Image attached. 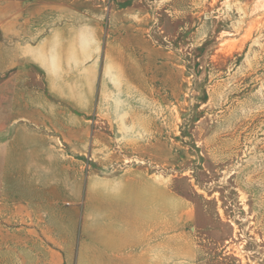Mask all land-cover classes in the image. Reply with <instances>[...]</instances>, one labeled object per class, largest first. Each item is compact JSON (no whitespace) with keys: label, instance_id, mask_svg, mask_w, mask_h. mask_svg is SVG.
Segmentation results:
<instances>
[{"label":"rangeland","instance_id":"rangeland-1","mask_svg":"<svg viewBox=\"0 0 264 264\" xmlns=\"http://www.w3.org/2000/svg\"><path fill=\"white\" fill-rule=\"evenodd\" d=\"M22 1L0 0V239L20 191L142 171L168 187L153 264H264V0ZM23 129L48 166L20 167Z\"/></svg>","mask_w":264,"mask_h":264},{"label":"crops","instance_id":"crops-1","mask_svg":"<svg viewBox=\"0 0 264 264\" xmlns=\"http://www.w3.org/2000/svg\"><path fill=\"white\" fill-rule=\"evenodd\" d=\"M15 13L10 12L13 17ZM27 15L20 14V37L28 32ZM34 51V46L24 48L20 43V63L33 60ZM20 134L24 135L20 138L23 170L50 164L38 151L60 149L49 141H36L39 137L34 130L23 129ZM100 171L77 178L64 177L61 172L56 185L63 190L60 197L41 184L30 192L20 191V211L11 217L20 222L15 227L20 239H0V264H153L167 260L168 235L164 238V225L158 218L154 222L153 213L156 217L168 213V187L154 186L151 176L142 171Z\"/></svg>","mask_w":264,"mask_h":264}]
</instances>
